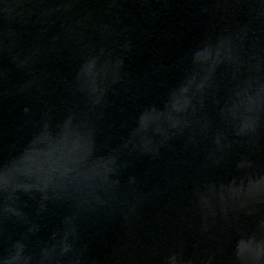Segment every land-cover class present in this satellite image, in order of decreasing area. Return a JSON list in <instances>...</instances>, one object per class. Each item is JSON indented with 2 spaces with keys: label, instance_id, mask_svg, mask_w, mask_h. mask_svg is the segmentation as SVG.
<instances>
[{
  "label": "water",
  "instance_id": "obj_1",
  "mask_svg": "<svg viewBox=\"0 0 264 264\" xmlns=\"http://www.w3.org/2000/svg\"><path fill=\"white\" fill-rule=\"evenodd\" d=\"M0 264H264V0H0Z\"/></svg>",
  "mask_w": 264,
  "mask_h": 264
}]
</instances>
